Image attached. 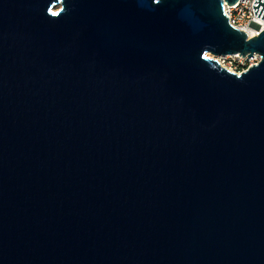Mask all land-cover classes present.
Here are the masks:
<instances>
[{"label": "water", "instance_id": "1", "mask_svg": "<svg viewBox=\"0 0 264 264\" xmlns=\"http://www.w3.org/2000/svg\"><path fill=\"white\" fill-rule=\"evenodd\" d=\"M236 2L0 0V264H264V30Z\"/></svg>", "mask_w": 264, "mask_h": 264}, {"label": "built area", "instance_id": "2", "mask_svg": "<svg viewBox=\"0 0 264 264\" xmlns=\"http://www.w3.org/2000/svg\"><path fill=\"white\" fill-rule=\"evenodd\" d=\"M252 3L253 0H237L232 6L223 4V12L228 23L233 28L244 32L247 38L256 37L264 30V21L253 15ZM216 60L222 68L240 75L253 65H257L261 61V57L257 54H254L252 58H241L238 55H231L218 57Z\"/></svg>", "mask_w": 264, "mask_h": 264}]
</instances>
